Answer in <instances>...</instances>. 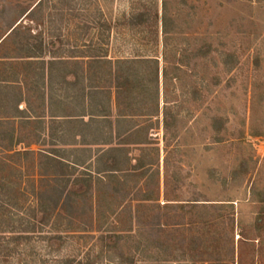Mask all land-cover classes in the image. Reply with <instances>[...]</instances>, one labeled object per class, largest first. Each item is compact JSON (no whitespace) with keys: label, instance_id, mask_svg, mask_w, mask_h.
I'll use <instances>...</instances> for the list:
<instances>
[{"label":"rangeland","instance_id":"rangeland-1","mask_svg":"<svg viewBox=\"0 0 264 264\" xmlns=\"http://www.w3.org/2000/svg\"><path fill=\"white\" fill-rule=\"evenodd\" d=\"M40 1L0 0V61L24 56L26 44L42 48L46 60L54 52L69 60L91 48L112 59L150 60L147 71L138 66L142 113H154L158 104L148 98L158 62L164 114L141 120L140 138L159 152H144L143 161L154 165L137 188L129 186L131 193L120 189L118 214L103 226L78 217L76 225L84 220L90 232L66 237L58 256L49 254L43 237H33L42 261L130 264V256L134 264H264V0H44L36 8ZM11 27L17 32L10 35ZM16 63L9 72L21 74L19 91L34 112L31 120H4L0 133L16 128L17 151L29 156L0 149V178L19 182L21 204L26 196L32 208L31 184L40 178L32 160L48 148L49 126L35 117L42 114L38 86L26 76V61ZM141 148L130 147L133 165ZM141 186L140 192L155 193L152 214L135 201ZM130 211L138 218L133 222ZM104 244L113 246L111 254ZM19 251L27 255L24 247Z\"/></svg>","mask_w":264,"mask_h":264},{"label":"trees","instance_id":"trees-1","mask_svg":"<svg viewBox=\"0 0 264 264\" xmlns=\"http://www.w3.org/2000/svg\"><path fill=\"white\" fill-rule=\"evenodd\" d=\"M43 3L44 0L38 2L36 8L44 6ZM163 22L164 33L168 34L166 18L163 19ZM108 30L111 31L110 27ZM10 31V35L16 33L17 28L11 27ZM109 37H107L108 40ZM32 47L33 45L26 44L22 48V51L27 53L24 56L9 58L11 59L9 62L0 61V110L3 111V116L0 117V125H4V120L15 122L18 119L27 118V110L20 109L23 104L29 105L28 100L25 99L26 96L22 91H19L21 88H18L21 86V74L16 73L11 76L9 72L10 69H13L16 61L17 63L26 61V76L32 85L38 86V100L41 105H44L46 99V84L48 88H52L57 82L60 87L68 85L70 90L76 93L75 99L77 98V100L79 97L83 100L86 97L90 98L93 94H101L100 97L108 101V106L111 104L112 88L116 90L117 100H121L123 97L125 101L126 99L129 101H126L128 105H133L135 100L133 94L137 93L140 86H142L140 88L142 91L144 86L140 80L144 78H141L138 66H144L147 71L150 61L144 58L112 59L109 57L108 51L101 48H91L86 55L72 56L69 60L59 52H54L51 53L49 60H46L48 56H43L42 48L38 47L37 50L34 48L38 52H33ZM69 75L72 76V81L68 80ZM153 78L155 87L154 93H151L150 97L159 102L160 69L158 62L155 65ZM6 85L7 87H5ZM104 100L103 102H105ZM97 103L100 104L101 102L97 101ZM156 106L159 108L158 104ZM55 127L58 128V126ZM87 128H89V132L82 135L83 143L89 145L102 143L109 145V147L97 149L58 148L68 144L55 135L53 126H49L48 148L41 152L37 161L32 160L33 163L38 164V172L40 173L38 182L31 184L30 194L37 198L36 207L29 208L30 205L28 207L25 205L29 202L26 196L22 199L21 204L19 192L17 193V189L21 186L19 182L16 183L12 177L0 178V197H3V202L0 203V228L4 223L6 225L0 232V236L4 237L0 239L6 241V243L0 244V264H9L10 259L13 261L17 258H20V262L17 261L18 264H46L42 261L43 255L38 253L37 247L31 246L33 237L40 235L39 237L43 238L39 240L47 241L50 244L49 254L60 255L65 249L66 237H75L90 232L87 228V222H83L84 220L79 224L77 223L79 226L76 225V221L84 217L83 214L87 215L88 220L89 217L96 219L97 223L102 226L107 224L106 220L118 214L114 201L118 200L119 193L124 191H120V189L129 188V186L137 188L151 170L154 163L146 164L143 161L144 152L153 151L156 154L159 150L158 148L149 150L150 148L147 146L151 144L147 140L139 138L135 126L127 132V138L122 139L118 132L119 126H117V136L115 137L110 134L111 132H99L90 126ZM90 129L94 130L90 131ZM16 132V128L13 127L11 132L0 133L2 153L16 150L18 156L23 154L29 156L25 150L17 151L22 140H19V136H17L19 134ZM88 137L90 139L86 141ZM131 145L142 147V154L136 159V165L132 164L130 158ZM19 178H22V174ZM131 188L128 189L129 193H131ZM140 191H142V186L137 191L142 196L137 197L135 201L140 202L142 205L140 207L147 209L151 214L154 213V207L148 205L156 202L155 193ZM110 195L111 201L107 199V196ZM105 200L109 204L105 205ZM90 202H92L91 205ZM89 205L90 209L87 208ZM129 218L133 222L137 218L136 212L130 211ZM48 228L50 232H46ZM101 228H98L99 232ZM110 234L113 238L116 236V239H121L116 232ZM113 243L117 244L116 241ZM104 245L107 249L106 253L111 254L113 246ZM22 247L25 249L26 256L20 255L21 251L19 250ZM101 250L104 251V249ZM127 260L128 263L134 264L133 258L130 256ZM61 262V264L74 263L70 259Z\"/></svg>","mask_w":264,"mask_h":264},{"label":"crops","instance_id":"crops-1","mask_svg":"<svg viewBox=\"0 0 264 264\" xmlns=\"http://www.w3.org/2000/svg\"><path fill=\"white\" fill-rule=\"evenodd\" d=\"M68 80L72 81L71 75H69ZM85 85L88 86L87 84ZM45 87V103L44 105H41L40 102L38 104L42 114L36 115L35 117L39 120H46L47 126H53V132L55 135L67 142L68 145H61L58 148H108L109 145H103L102 143H95L93 145L83 143L82 135L86 132H89V128H87V126L93 127L99 132H111L110 134H112L114 137L117 136V126H119L120 129L118 132L121 134L119 136L122 139L124 137L127 138V132L134 126L136 127L135 131L139 134V128H141L142 119H146L151 122L152 119H157L158 121L160 117L164 116L163 112L161 111L160 100L157 102L159 108L155 106L156 110L154 113H142L143 108H147V105H142L141 103V87L136 94H133L135 96L133 105H128L129 101L126 99V101H128L126 102L123 97L121 100H117L116 90L115 88H112L111 104L109 106L107 105L108 101L100 97L101 94H93L94 96L92 95L90 98H83V100L79 97L77 100V98L75 99L76 93H73L68 85L66 87H60L56 82L52 88H48L47 84ZM136 89H138V86H136ZM148 98L155 100L154 98L150 97V95ZM103 100L105 102H103ZM97 101H100L101 103L99 104ZM148 101L149 100H146L145 102L148 103ZM21 107L20 109L22 110ZM26 110L27 118L31 120L30 117L33 115L31 111L34 112V107H32L29 103V105H26ZM55 126H58V128ZM93 130L90 129V131ZM138 136L140 138V135ZM89 139L90 138L88 137L86 141ZM131 146L140 147L139 145Z\"/></svg>","mask_w":264,"mask_h":264}]
</instances>
